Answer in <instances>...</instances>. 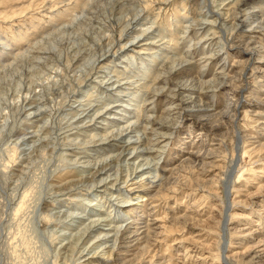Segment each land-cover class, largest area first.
<instances>
[{"label":"rangeland","instance_id":"374dc122","mask_svg":"<svg viewBox=\"0 0 264 264\" xmlns=\"http://www.w3.org/2000/svg\"><path fill=\"white\" fill-rule=\"evenodd\" d=\"M90 53L92 75L48 97ZM3 72L25 75L0 100V264H264V0H0ZM94 171L105 182L81 187Z\"/></svg>","mask_w":264,"mask_h":264},{"label":"bare ground","instance_id":"6f19581e","mask_svg":"<svg viewBox=\"0 0 264 264\" xmlns=\"http://www.w3.org/2000/svg\"><path fill=\"white\" fill-rule=\"evenodd\" d=\"M205 15V14H204ZM210 15V14H209ZM130 26H131V24H129V23H127V24H125V26H124V30L121 32V34L124 32V31H126V30H128V29H130ZM126 33V32H125ZM124 33V34H125ZM123 34V35H124ZM125 36V35H124ZM113 37V36H112ZM121 39V38H120ZM83 40V39H82ZM42 43V42H41ZM119 43V42H118ZM226 45V44H225ZM118 46V45H117ZM121 48H123V47H121ZM115 50V49H114ZM106 53H110V52H106ZM103 54H105V52H102V54H101V56L103 55ZM76 55V54H75ZM90 55H91V53H90ZM95 55H96V53H93L90 57H91V59L92 60H90V61H92V63L90 64V66L91 67H87V69H85L84 67H82V70L79 72V75H77L76 74V76H73V78H69L68 77V75L66 74L65 75V73H63V72H61V76L64 78V80L66 81V83H67V88H65V87H63V86H59L58 85V88L56 89V88H54V89H56L55 91H52L51 93H52V95L51 94H49L48 95V97L49 96H51L52 98H59V97H62V99H64L65 100V98L67 97V96H69V95H71L73 92H75V87H73V86H75L74 85V83H73V81H76V83H77V85H80V83L81 82H83L84 81V79L85 78H87V77H89V76H91L92 75V73L91 72H89V70L90 71H92L93 70V66H95V63H97L98 62V60L96 59L98 56H96L95 57ZM31 56V55H30ZM39 56V55H38ZM41 56V55H40ZM58 56H60V55H58ZM26 57H27V55H26ZM58 58V57H57ZM99 58V57H98ZM20 59V58H19ZM25 59H27V58H21V60H19L18 61V63L17 64H15V66L13 67V73H17V71L16 70H18V65L20 66V64H22V63H25ZM51 58H50V56H41V57H28V61H31V60H34V61H43V63H42V66H44L43 67V69L42 68H37V69H35L36 70V76H42L43 75V70H45L44 68L45 67H48V64H50L49 63V60H50ZM65 59V58H64ZM68 59V58H67ZM66 59V60H67ZM96 59V60H95ZM28 61H26V62H28ZM68 62L70 61L69 59L67 60ZM66 61V62H67ZM50 62H52V60H50ZM184 62H186V61H184ZM38 63V62H37ZM71 64H73V63H71ZM86 65H87V63H86ZM54 66V65H53ZM88 66V65H87ZM40 67V66H39ZM55 67V66H54ZM68 68V67H67ZM52 69H55V68H52ZM57 69H59L58 67H57ZM56 69V70H57ZM61 69V68H60ZM63 69V68H62ZM55 70V71H56ZM77 70V69H76ZM10 71V70H9ZM60 71V70H59ZM70 71V70H69ZM27 74V73H26ZM33 74H35V73H30L29 75L30 76H35V75H33ZM8 75V73L7 74H5L4 72H3V76L1 75L0 76V81H1V84H0V88H1V90H0V100H4V102H8V94H10V92L11 91H15L16 90V93H17V98L18 99H21V95H23V88H22V84H21V81L19 80L20 78L22 79L23 77H24V75L25 74H22V73H18L17 75H18V79H16L15 77H12L11 78V82L13 83V86L11 87L10 86V84H8V83H6V80H5V77ZM29 75H27V76H29ZM74 75V74H73ZM48 78H49V76H52V75H46ZM53 77V76H52ZM58 77H60V76H58ZM58 77H55V78H58ZM48 78H44L43 79V81H47L48 80ZM54 78V79H55ZM9 79V78H8ZM7 79V80H8ZM53 79V78H52ZM53 79V80H54ZM41 80H42V78H41ZM57 80V79H56ZM63 80V81H64ZM25 81V80H24ZM28 81V80H27ZM32 82V81H31ZM44 83V82H43ZM47 83V82H46ZM62 83V82H61ZM103 82L101 81L100 82V84H102ZM8 84V85H7ZM25 85V84H24ZM41 85V84H40ZM47 86H48V88H49V83H47L46 84ZM45 85V86H46ZM57 85V84H56ZM44 86V87H45ZM27 88L29 89V88H31V89H38V88H35V87H33V85L30 83L29 84V86H27ZM67 90H70V92H68V93H66V91ZM51 91V90H50ZM243 91V90H242ZM30 92V90H27V91H25V93L26 94H28ZM37 92V91H36ZM35 92V93H36ZM31 93V92H30ZM242 93V92H241ZM243 94V93H242ZM11 96V95H10ZM18 96H20V97H18ZM30 96V95H29ZM28 97V96H27ZM79 97V96H78ZM37 98V97H36ZM39 98V97H38ZM28 99V98H27ZM30 99V98H29ZM81 99V98H80ZM26 100V99H25ZM54 100V99H53ZM55 100H57V99H55ZM75 100V99H74ZM36 102H37V100H36ZM35 102V103H36ZM63 102V101H62ZM65 102V101H64ZM15 103H17V102H15ZM14 103V105H16ZM30 103V102H29ZM34 103V102H33ZM32 103V104H33ZM44 103V102H43ZM9 104V103H8ZM19 104V103H18ZM17 104V105H18ZM31 104V103H30ZM31 104V105H32ZM48 104V103H47ZM56 104V103H55ZM54 104V105H55ZM58 104V103H57ZM61 104V103H60ZM66 104V103H65ZM12 105V104H11ZM35 105V104H34ZM36 106H38V105H36ZM43 106V105H42ZM45 106H47V105H45ZM58 106H61V105H58ZM243 106V102H241L240 100L238 101V104L236 105V107H235V111L237 112V114L239 113V110H240V108ZM55 107H56V105H55ZM2 108H3V106H2ZM58 108V107H57ZM46 109V108H45ZM59 109V108H58ZM39 110V109H38ZM25 112V111H24ZM23 113V112H22ZM40 114H43V113H41V112H39ZM38 113V114H39ZM51 113V112H50ZM55 113V112H54ZM57 114V113H56ZM61 114V113H60ZM87 114V113H86ZM203 114V113H202ZM77 115V114H76ZM97 115V114H96ZM96 115H94V117H96ZM3 118H4V116H2ZM16 117V116H15ZM46 117V116H45ZM58 117V116H57ZM56 117V118H57ZM41 118V117H40ZM72 118V117H71ZM74 118V117H73ZM20 119V118H19ZM52 119V118H51ZM59 119V118H58ZM12 120V119H11ZM82 120H88V118H87V116L86 117H84ZM8 121V120H7ZM13 121V120H12ZM57 121H59V120H57ZM91 121V120H90ZM19 122V121H18ZM56 122V121H55ZM81 121H76V123H80ZM16 123V122H15ZM88 123V122H87ZM1 124V123H0ZM13 124H14V122H13ZM53 124V123H52ZM56 124V123H55ZM59 124V123H58ZM86 125V124H85ZM2 126V125H1ZM11 126V125H10ZM53 126V125H52ZM70 126V125H69ZM56 129V128H55ZM54 129V130H55ZM50 131V130H49ZM72 131V130H71ZM45 132H46V130H45ZM53 132V131H52ZM57 132V131H56ZM19 133V132H18ZM45 134V133H44ZM25 135V134H24ZM0 136H1V134H0ZM16 136V135H15ZM20 136H21V134H20ZM242 136V135H241ZM14 137V136H13ZM51 137V136H50ZM22 138V137H21ZM68 139V138H67ZM75 140V139H74ZM48 141V140H47ZM51 141V140H50ZM49 141V142H50ZM235 141H237V147L240 145V144H242V139H241V137H240V133H239V131H236V140ZM58 143V142H57ZM56 143V144H57ZM26 145V144H25ZM50 145V144H49ZM24 146V145H23ZM18 147V146H17ZM54 148V147H53ZM32 150V149H31ZM50 150V149H49ZM241 150L242 149H239L238 150V148H236V151L237 152H241ZM48 151V150H47ZM15 152V151H14ZM31 152V151H30ZM33 152V151H32ZM31 152V153H32ZM239 160H240V156L239 155H236V157H235V159H234V161L232 162V166H230L229 168H228V170H229V175L227 176V177H225V179H223V185H224V193H226V197L228 198V196H229V194H230V191L234 188V185H232V183L230 182V179H231V177H232V175H233V173H234V169L236 168V166H237V164H238V162H239ZM146 161V163L148 162V164H149V161H150V159L148 158V159H146L145 160ZM147 164V165H148ZM60 165V164H59ZM58 165V166H59ZM57 166V167H58ZM61 172H63V170L61 171ZM59 173V172H58ZM153 175H152V174ZM61 174V173H60ZM146 174H151L152 175V178L153 179H156L157 177H158V173H156V171L154 170H149ZM52 175V174H51ZM57 175V174H56ZM55 175V176H56ZM26 176H28V175H26ZM30 176V175H29ZM70 176V175H69ZM23 177V176H22ZM43 177H45V176H43ZM47 177V176H46ZM59 177H60V175H59ZM58 177V178H59ZM89 178H84V179H79V185H81V187L82 186H84V185H86V187L84 188V189H86L87 187H89V188H91V187H93L94 185H96V184H101V183H103V182H105V180H99L100 179V175L98 174V172L97 171H94L93 173H90V176H88ZM127 177V176H126ZM138 177H141V176H138ZM27 178V177H26ZM30 178V177H29ZM149 178V177H148ZM145 178H140L139 180H135L134 181V183L131 185L132 187H134V188H136L137 190H139V189H142L143 187H142V184H143V182L144 181H146V180H144ZM24 180V179H23ZM34 180V179H33ZM99 180V181H98ZM19 181H21V180H19ZM26 181V180H25ZM30 181H32V180H30ZM35 181V180H34ZM96 181L98 182V183H96ZM120 181V180H119ZM3 182V181H2ZM4 182H6V181H4ZM3 182V183H4ZM22 182V181H21ZM67 182V181H66ZM125 182V181H124ZM28 183V182H27ZM31 183V182H30ZM29 183V184H30ZM44 182H42V184H43ZM50 183V182H49ZM53 183V182H52ZM59 183V182H58ZM62 183V182H61ZM33 184V183H32ZM37 184H39V187H40V183H37ZM48 184V183H47ZM66 184V183H65ZM139 184H141V185H139ZM10 185V184H9ZM17 185V184H16ZM16 185H14V186H16ZM25 185V184H24ZM34 185V184H33ZM36 185V184H35ZM52 185V184H51ZM73 185V184H72ZM76 185V184H75ZM12 186V185H11ZM30 186V185H29ZM37 186V185H36ZM43 186H44V184H43ZM58 186V185H57ZM61 186V185H60ZM33 187V186H32ZM39 187H37V188H39ZM64 187H66V185H64ZM112 187V186H111ZM27 188V187H26ZM26 188H24V189H26ZM35 188V187H34ZM33 188V189H34ZM67 188V187H66ZM3 189V188H2ZM28 190H29V188H27ZM36 189V188H35ZM41 189V188H40ZM56 189H58V188H56ZM55 189V190H56ZM72 189V188H71ZM93 189V188H92ZM5 190V189H4ZM65 190V189H64ZM147 190V189H146ZM14 191H16L17 192V188L14 190ZM30 191H32L31 190V188H30ZM40 191V190H39ZM38 191V192H39ZM42 191V190H41ZM49 191H51V190H49ZM132 191H134V190H132ZM136 191V190H135ZM13 192V191H12ZM12 192H10V193H12ZM16 192H15V194H16ZM24 192V193H23ZM52 192V191H51ZM74 192V191H73ZM79 192V191H78ZM136 192H139V191H136ZM21 193H23V195H22V197H21V195H20V200L18 201V203L16 204V206H13V207H15V208H11V211L13 212L14 211V217H16L17 218V216L18 217H20L18 214H19V212H21L22 211V204H23V198H24V194L25 195H27L29 192L27 191V190H24V191H22ZM36 193V192H35ZM50 193V192H49ZM59 193H62V192H59ZM89 193V192H88ZM142 193V192H141ZM140 193V194H141ZM4 194V193H3ZM12 194H14V193H12ZM31 194H32V192H31ZM45 194V193H44ZM52 194V193H51ZM51 194H49V195H51ZM63 194H65V193H63ZM62 194V195H63ZM42 195H43V193H42ZM58 195V194H57ZM110 195H111V193H110ZM149 195V194H148ZM4 196V195H3ZM2 196V197H3ZM15 196V195H14ZM30 196V195H29ZM34 196V194L31 196V198ZM39 195H37V197H38ZM12 197V196H11ZM10 197V198H11ZM28 197V196H27ZM36 197V198H37ZM42 197V196H41ZM40 197V198H41ZM66 197V199H69V200H76V199H81V201H85V202H90V199H91V197L89 196V195H86V196H81V195H78V194H76V195H72V194H70V195H66L65 196ZM144 197V196H143ZM142 197V198H143ZM13 198V197H12ZM18 198V197H17ZM34 198V197H33ZM32 198V199H33ZM35 198V199H36ZM74 198H76V199H74ZM146 197H144V199H145ZM2 199V198H1ZM27 199V198H26ZM51 199V198H50ZM54 199V198H53ZM125 199V198H124ZM18 200V199H17ZM16 200V201H17ZM25 200V199H24ZM30 200V199H29ZM29 200H26V201H29ZM38 200V199H37ZM33 202H34V200H32ZM126 201V200H125ZM134 201V200H133ZM25 202V201H24ZM35 202H36V200H35ZM56 202V201H55ZM122 202H124V201H122ZM127 202V201H126ZM143 202L145 203V201L143 200ZM28 203V202H27ZM39 203V202H38ZM225 203H226V201H225ZM4 204V203H3ZM10 204V203H9ZM25 204V203H24ZM52 204H55V203H52ZM59 204V203H58ZM8 205V204H7ZM14 205V204H13ZM30 205V204H29ZM39 205V204H38ZM37 202H36V206L35 207H33V208H35V210L37 209ZM133 205V204H132ZM11 206V205H10ZM24 206H28V205H24ZM33 205H31V207H32ZM39 206H41V205H39ZM55 206V205H54ZM53 206V207H54ZM57 206V205H56ZM142 207H141V209L144 207L143 206V204L141 205ZM58 207V206H57ZM225 207V206H224ZM5 208V207H4ZM139 208V207H138ZM229 205H228V203H227V206L223 209V218H222V220H223V222H222V224H221V229H222V236H220V241H221V246H220V254H219V256H221V253L224 255V252H225V249H226V244L224 243V242H226V233H228V229H227V222H228V218H229V214H228V211H229ZM13 209V210H12ZM24 209V208H23ZM27 209H30L29 207H27ZM26 209V210H27ZM32 209V208H31ZM39 209V208H38ZM44 209V208H43ZM46 209H47V207H46ZM64 209V208H63ZM70 210H72V214H70L71 216H73V215H76V213L73 211V209H72V207L71 208H69ZM68 208L66 209V210H69ZM135 209L137 210V207H135ZM4 210L5 209H2V212H3V214H4ZM7 210V209H6ZM34 210V209H33ZM33 210L31 211V213L33 212ZM10 211V210H9ZM37 211V210H36ZM63 211V210H62ZM65 211V210H64ZM23 212H25L24 213V216L26 215V213L28 212V210H27V212L24 210ZM23 212H22V214L21 215H23ZM70 213H71V211H69ZM30 213V214H31ZM34 213V212H33ZM36 213V212H35ZM38 213V212H37ZM47 213V212H46ZM10 214V213H9ZM28 214V213H27ZM29 215V214H28ZM33 215V214H32ZM43 215V214H42ZM61 215H63V214H61ZM12 216V215H11ZM50 216V215H49ZM4 217V216H3ZM13 217V216H12ZM11 217V218H12ZM21 217H23V216H21ZM26 218H27V216H25ZM65 217V216H64ZM10 218V219H11ZM15 218V219H16ZM28 218H30V217H28ZM33 218V217H32ZM38 218V217H37ZM21 219V218H20ZM19 219V220H20ZM25 219V218H24ZM34 219H36V218H34ZM51 219V218H50ZM13 220V219H12ZM11 220V221H12ZM18 220V221H19ZM37 220V219H36ZM54 220V219H53ZM56 220H57V218H56ZM2 221V220H1ZM24 221V220H23ZM26 221V220H25ZM28 221H30L29 219H28ZM5 222H6V220H5ZM27 222V221H26ZM40 222V221H39ZM57 222V221H56ZM111 222V221H110ZM38 223V222H37ZM37 223H36V225H37ZM2 224V223H1ZM10 224V223H9ZM49 224H51V223H49ZM48 224V225H49ZM54 224V223H53ZM62 224V223H61ZM8 225V224H7ZM6 225V226H7ZM40 225H41V223H40ZM33 226V225H32ZM63 226V225H62ZM8 227V226H7ZM28 227V226H27ZM39 227H41V226H39ZM30 228H31V226H30ZM36 228V226H34V229ZM68 228V227H67ZM40 229V228H39ZM38 229V230H39ZM36 230V229H35ZM36 231V232H39V231ZM45 229H40V231H44ZM30 231H31V229H30ZM30 231H28L30 234H31V232ZM85 232V231H84ZM33 233H35V232H33ZM32 233V234H33ZM45 234V233H44ZM43 234V235H44ZM142 234H144V233H142ZM35 235V234H34ZM33 235V236H34ZM42 235V234H41ZM125 235V234H124ZM8 236V235H7ZM30 236L31 235H29L28 237L30 238ZM38 236H39V234H38ZM50 235L48 234V237H49ZM41 237V236H40ZM7 238V237H6ZM33 238H36V236L35 237H33ZM50 238V237H49ZM31 239V238H30ZM39 239V238H38ZM44 239V238H43ZM46 239V238H45ZM222 241H223V243H224V245H222L223 243H222ZM34 242H35V240H34ZM42 242V241H41ZM34 244V243H33ZM39 244H40V242H39ZM49 248V247H48ZM44 249H46V251H47V247L46 248H44ZM44 252H45V250H43ZM46 253H49V252H46ZM45 254V253H44ZM46 255V254H45ZM48 255V254H47ZM46 255V256H47ZM49 257V256H48ZM48 257L46 258V257H44V259H48ZM37 259V258H36ZM40 259H38V261H39ZM44 261V260H43ZM108 261H109V258H108V260L105 262V261H102V262H105V264H108ZM45 262V261H44ZM32 263V262H31ZM37 263H39V262H37ZM46 263H48V262H46ZM45 263V264H46ZM230 262H229V260L228 259H225L224 260V264H229ZM34 264H36V263H34ZM40 264V263H39ZM42 264V263H41ZM98 264H102V263H98Z\"/></svg>","mask_w":264,"mask_h":264}]
</instances>
